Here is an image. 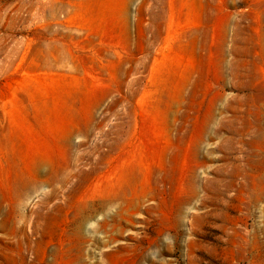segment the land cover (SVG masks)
<instances>
[{
    "label": "rangeland",
    "instance_id": "obj_1",
    "mask_svg": "<svg viewBox=\"0 0 264 264\" xmlns=\"http://www.w3.org/2000/svg\"><path fill=\"white\" fill-rule=\"evenodd\" d=\"M0 264H264V0H0Z\"/></svg>",
    "mask_w": 264,
    "mask_h": 264
}]
</instances>
